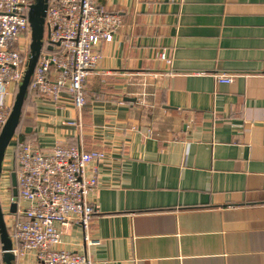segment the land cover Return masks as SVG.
<instances>
[{
  "label": "crops",
  "instance_id": "0c3cea01",
  "mask_svg": "<svg viewBox=\"0 0 264 264\" xmlns=\"http://www.w3.org/2000/svg\"><path fill=\"white\" fill-rule=\"evenodd\" d=\"M101 2L122 26L101 45L87 105L30 94L18 129L44 151L106 155L96 243L68 224L63 247L94 264H264V0Z\"/></svg>",
  "mask_w": 264,
  "mask_h": 264
},
{
  "label": "built area",
  "instance_id": "2783aa9c",
  "mask_svg": "<svg viewBox=\"0 0 264 264\" xmlns=\"http://www.w3.org/2000/svg\"><path fill=\"white\" fill-rule=\"evenodd\" d=\"M36 0H0V133L12 105L6 98L16 95L30 55L29 12ZM122 26L119 14L110 12L101 0H49L43 47L29 86V95L58 105L71 103L80 113L87 105L85 85L102 61L101 45L113 41ZM158 60L170 68L173 59L160 52ZM219 83L232 84L233 76L214 75ZM28 95V96H29ZM70 125L81 128L80 122ZM13 164L5 163L1 175V205L12 239L16 264H94L88 254L63 247L60 226L75 224L85 233V243L95 244L90 227L97 207L90 197L99 187L96 163L106 155L87 152L58 141L50 151L15 134ZM10 144V145H11ZM18 184V210L10 213L11 174ZM0 240V264H2Z\"/></svg>",
  "mask_w": 264,
  "mask_h": 264
},
{
  "label": "water",
  "instance_id": "95a60500",
  "mask_svg": "<svg viewBox=\"0 0 264 264\" xmlns=\"http://www.w3.org/2000/svg\"><path fill=\"white\" fill-rule=\"evenodd\" d=\"M49 0H36L29 12V23L31 27V43L29 61L22 82L19 85L18 93L15 95L10 115L0 133V186L3 165L6 159L7 150L17 132L20 125L23 107L29 95V86L34 75L39 57L43 49V40L45 36V22L47 16ZM52 50V47H49ZM12 195L14 200L19 196L17 175L15 172L11 174ZM18 210L17 201H13L10 205V213L16 214ZM0 240L2 245V264H16V258L12 252L13 243L9 235L5 222V215L1 205L0 195Z\"/></svg>",
  "mask_w": 264,
  "mask_h": 264
},
{
  "label": "trees",
  "instance_id": "16d2710c",
  "mask_svg": "<svg viewBox=\"0 0 264 264\" xmlns=\"http://www.w3.org/2000/svg\"><path fill=\"white\" fill-rule=\"evenodd\" d=\"M43 51L48 52V51H49V47H43ZM18 89H19V87H17L16 94L18 93ZM27 99H28V98H27ZM27 99H26V101H25V104H26V102H27ZM25 104H24V106H25ZM23 111H24V107H23ZM18 129H19V127H18ZM18 129H17L16 134L18 133ZM24 141H26V140H24Z\"/></svg>",
  "mask_w": 264,
  "mask_h": 264
},
{
  "label": "rangeland",
  "instance_id": "374dc122",
  "mask_svg": "<svg viewBox=\"0 0 264 264\" xmlns=\"http://www.w3.org/2000/svg\"><path fill=\"white\" fill-rule=\"evenodd\" d=\"M47 35H48V29H47V27H45V38H47ZM1 198H2V200H5V197H4L3 193H1ZM16 201H18V198L16 199Z\"/></svg>",
  "mask_w": 264,
  "mask_h": 264
}]
</instances>
